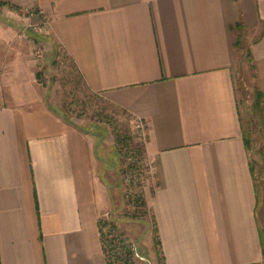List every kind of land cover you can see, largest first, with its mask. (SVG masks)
I'll list each match as a JSON object with an SVG mask.
<instances>
[{"label": "crops", "instance_id": "1", "mask_svg": "<svg viewBox=\"0 0 264 264\" xmlns=\"http://www.w3.org/2000/svg\"><path fill=\"white\" fill-rule=\"evenodd\" d=\"M245 37L264 110V0H0V264H108L102 216L125 222L118 154L39 83L62 53L147 124L143 259L264 264V149L254 161L236 79Z\"/></svg>", "mask_w": 264, "mask_h": 264}, {"label": "rangeland", "instance_id": "2", "mask_svg": "<svg viewBox=\"0 0 264 264\" xmlns=\"http://www.w3.org/2000/svg\"><path fill=\"white\" fill-rule=\"evenodd\" d=\"M29 28L31 29V26ZM241 44L236 79L240 85L239 94L247 116L246 120L250 121L252 157L254 161H257L260 159L259 152L264 149V110L263 106L259 108L255 105L256 92L262 88V81L255 63L248 53L250 42L247 37L241 40ZM33 57L38 58L37 50L33 53ZM36 64L37 67L41 65L39 60H36ZM38 74H40L39 83L49 94V103L55 107V110L66 119L90 130L98 139L102 141L106 139L107 146H104L103 153H107L112 158L116 156V153L118 154L123 171L117 183L118 188L123 190L124 202L119 208L120 212L115 215L121 216L122 223L125 221L122 226L118 225V227L132 242L136 243L137 251L140 254L137 264H148L143 259L144 257L148 258L145 251L142 250L144 247L140 246L138 241L139 237L145 233L144 226L140 224V229L134 227L136 222L142 223L143 221H147L153 227L152 215L147 209L145 200L144 187L147 179L138 182L128 181L130 173L134 171L130 168L129 163L136 161L137 157L133 154V161L129 160L127 151L133 150L134 153L143 149V143L137 135L135 125L137 119L126 110L117 107L92 91L73 60L66 53H62L61 57L55 61V70L52 74L47 75L44 72ZM136 162V165L132 167L137 168L138 173L143 171L144 177H147L145 171L147 166L144 160L141 163ZM257 171L259 175L258 166ZM258 183L259 186L262 183L259 178ZM262 188L263 185H261ZM151 242L146 238L145 246L149 254L154 255Z\"/></svg>", "mask_w": 264, "mask_h": 264}, {"label": "built area", "instance_id": "3", "mask_svg": "<svg viewBox=\"0 0 264 264\" xmlns=\"http://www.w3.org/2000/svg\"><path fill=\"white\" fill-rule=\"evenodd\" d=\"M135 125L137 135L144 147L147 143V124L143 120L137 119ZM133 154L137 157L136 161L141 163L144 160L146 165L143 149L137 150L134 153L133 150H128L127 155L131 161L134 158ZM136 161L129 163L130 168L134 169L128 177L129 182L143 181L145 178H148L144 177L145 173L143 171L138 173L137 168H133L137 163ZM145 171L148 176L147 167ZM102 225L103 244L108 264H137V259L140 258V254L137 251L136 243L132 242L125 233L121 232L118 225L110 218L109 213L102 216Z\"/></svg>", "mask_w": 264, "mask_h": 264}, {"label": "trees", "instance_id": "4", "mask_svg": "<svg viewBox=\"0 0 264 264\" xmlns=\"http://www.w3.org/2000/svg\"><path fill=\"white\" fill-rule=\"evenodd\" d=\"M262 154L264 156V150H262ZM262 236H263L262 243H263V249H264V231L262 233ZM156 243H157L158 251L160 252V241L158 240V237L156 238Z\"/></svg>", "mask_w": 264, "mask_h": 264}, {"label": "water", "instance_id": "5", "mask_svg": "<svg viewBox=\"0 0 264 264\" xmlns=\"http://www.w3.org/2000/svg\"><path fill=\"white\" fill-rule=\"evenodd\" d=\"M148 262V264H152L150 260H146Z\"/></svg>", "mask_w": 264, "mask_h": 264}]
</instances>
